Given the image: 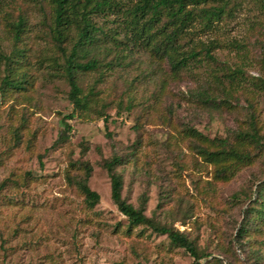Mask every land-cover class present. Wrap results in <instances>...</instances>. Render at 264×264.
I'll return each mask as SVG.
<instances>
[{"label": "rangeland", "instance_id": "obj_1", "mask_svg": "<svg viewBox=\"0 0 264 264\" xmlns=\"http://www.w3.org/2000/svg\"><path fill=\"white\" fill-rule=\"evenodd\" d=\"M234 6L214 32L196 36L198 48L223 43L214 50L217 63L176 76L151 52L125 49V66L80 77L84 93L94 88L97 101L95 112L80 115L70 85L50 62L63 60L39 8L28 0H0V52L13 49L8 22L27 18L21 46L28 49L33 83L4 97L0 89V264H194L167 235L143 227L128 232L103 167L116 156L124 161L117 167L123 197L161 225L184 231L210 255L199 263L264 264V229L237 237L249 198L264 180V91L257 88L264 81V7L259 0H233ZM96 21L120 31L117 16ZM114 56L99 58L107 63ZM237 69L243 73L232 83L228 75ZM4 75L2 66L0 87ZM252 117L262 137L259 156L229 182L219 180L188 129L232 139L241 129L251 131ZM86 163L89 186L101 198L93 209L76 185Z\"/></svg>", "mask_w": 264, "mask_h": 264}, {"label": "trees", "instance_id": "obj_2", "mask_svg": "<svg viewBox=\"0 0 264 264\" xmlns=\"http://www.w3.org/2000/svg\"><path fill=\"white\" fill-rule=\"evenodd\" d=\"M28 1L39 8L42 23L47 28V38H50L61 52L63 63L56 58L50 62L54 68L59 69V74L65 77L70 85L69 99L74 106V113L78 112L80 115L95 112L97 103L94 99V88L85 94L80 85V77L97 72L101 68L112 70L125 66L126 59L130 56L126 54V50L139 48L151 52L162 61H167L176 76L191 70L193 66L201 67L204 62L217 63L214 50L220 48L223 43L215 39L198 48L196 36L200 31L214 32L220 23L232 15L235 8L229 7L233 0ZM259 2L264 7V0ZM101 16H117L120 19V31H107L99 26L96 18ZM28 24L29 21L24 16H20L15 22H8L13 32V49L9 55L0 52V69L4 66L5 72L0 87L3 97L9 92L26 91L28 86L33 85L26 71L29 66L26 55L28 49L21 46L26 40L24 35ZM121 33L124 39H120ZM123 45L128 47L123 48ZM111 54L115 56L107 63L99 58L109 57ZM262 60L264 63V56ZM242 73V70L237 69L228 76L231 77L232 83H237V77ZM257 88L264 91V81ZM206 100L212 102L209 96ZM72 117L73 115H70V118ZM254 124L256 125V122L252 117L251 131L241 129L232 139L210 138L195 128H189L187 134L194 139V149L202 159L215 167L216 177L229 182L242 167L252 165L262 150V137ZM252 147L259 149L254 150ZM123 164V159L116 156L106 160L103 167L111 179L112 200L128 220V232L143 227L167 235L173 247L185 250L194 258V264H201L199 261L210 255L200 252L196 243L184 231L161 225L152 217H148L144 208H136L123 197V177L117 172V167ZM79 170H84L85 174L76 185L86 207L93 209L100 203L101 198L99 193L89 186L92 168L86 163L79 167ZM26 175L27 178L33 176L31 172ZM68 179H71L70 175ZM249 201L243 221L237 228L238 238L263 234L264 180L256 184V190Z\"/></svg>", "mask_w": 264, "mask_h": 264}]
</instances>
